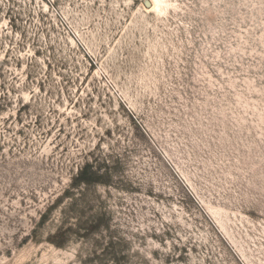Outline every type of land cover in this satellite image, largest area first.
I'll return each mask as SVG.
<instances>
[{
    "label": "rangeland",
    "instance_id": "1",
    "mask_svg": "<svg viewBox=\"0 0 264 264\" xmlns=\"http://www.w3.org/2000/svg\"><path fill=\"white\" fill-rule=\"evenodd\" d=\"M0 264H264V0H0Z\"/></svg>",
    "mask_w": 264,
    "mask_h": 264
},
{
    "label": "trees",
    "instance_id": "2",
    "mask_svg": "<svg viewBox=\"0 0 264 264\" xmlns=\"http://www.w3.org/2000/svg\"><path fill=\"white\" fill-rule=\"evenodd\" d=\"M82 174H83V172L81 173V175H79L78 182L87 183L86 182L87 180H85L84 178H82Z\"/></svg>",
    "mask_w": 264,
    "mask_h": 264
}]
</instances>
